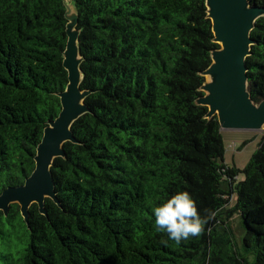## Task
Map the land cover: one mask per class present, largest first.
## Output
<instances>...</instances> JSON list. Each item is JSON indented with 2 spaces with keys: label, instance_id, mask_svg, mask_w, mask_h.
<instances>
[{
  "label": "trees",
  "instance_id": "16d2710c",
  "mask_svg": "<svg viewBox=\"0 0 264 264\" xmlns=\"http://www.w3.org/2000/svg\"><path fill=\"white\" fill-rule=\"evenodd\" d=\"M68 1L89 111L51 167L59 204L47 198V215L32 204L28 222L18 203L0 211V264H264V137L243 170L228 166L218 118L197 103L220 48L207 0ZM66 13L65 0H0V193L32 174L62 110ZM251 38L248 90L259 103L264 15ZM181 190L216 215L177 244L155 231L152 208Z\"/></svg>",
  "mask_w": 264,
  "mask_h": 264
},
{
  "label": "water",
  "instance_id": "95a60500",
  "mask_svg": "<svg viewBox=\"0 0 264 264\" xmlns=\"http://www.w3.org/2000/svg\"><path fill=\"white\" fill-rule=\"evenodd\" d=\"M208 17L212 22L214 41L220 45L212 52V64L203 72L206 83L198 104L208 107L207 118L217 116L221 130L259 131L264 126V100L256 103L248 90V68L253 40L251 32L256 20L264 15V7L254 6L250 0H207ZM68 18V13H66ZM67 24L68 41L63 65L68 71V86L60 94L62 110L49 123L37 148L36 166L24 184L9 187L0 193V211L9 213L18 203L26 222L29 208L37 204L47 215L45 201L59 204L51 167L54 159L64 157V144L77 143L71 130L72 123L89 111L84 100L89 91L81 90V55L78 47L77 13Z\"/></svg>",
  "mask_w": 264,
  "mask_h": 264
},
{
  "label": "clouds",
  "instance_id": "9594fccd",
  "mask_svg": "<svg viewBox=\"0 0 264 264\" xmlns=\"http://www.w3.org/2000/svg\"><path fill=\"white\" fill-rule=\"evenodd\" d=\"M152 215L155 231L165 233L167 240L179 244L182 240L200 235L216 212L207 210V215L202 216L191 193L181 190L153 207ZM167 240L162 239L161 242L166 244Z\"/></svg>",
  "mask_w": 264,
  "mask_h": 264
},
{
  "label": "rangeland",
  "instance_id": "374dc122",
  "mask_svg": "<svg viewBox=\"0 0 264 264\" xmlns=\"http://www.w3.org/2000/svg\"><path fill=\"white\" fill-rule=\"evenodd\" d=\"M67 13L69 21L73 22L76 10L68 0ZM222 137L225 145L224 161L233 167L243 170L249 163L251 157L258 149V146L264 137V126L259 131H234L222 130ZM242 178V177H241ZM230 226L238 240H242L245 234V227L241 218L235 215L230 222Z\"/></svg>",
  "mask_w": 264,
  "mask_h": 264
}]
</instances>
